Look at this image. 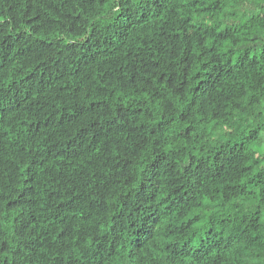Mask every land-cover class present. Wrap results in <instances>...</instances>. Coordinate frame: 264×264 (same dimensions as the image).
Listing matches in <instances>:
<instances>
[{
	"label": "trees",
	"instance_id": "16d2710c",
	"mask_svg": "<svg viewBox=\"0 0 264 264\" xmlns=\"http://www.w3.org/2000/svg\"><path fill=\"white\" fill-rule=\"evenodd\" d=\"M0 264H264V0H0Z\"/></svg>",
	"mask_w": 264,
	"mask_h": 264
}]
</instances>
